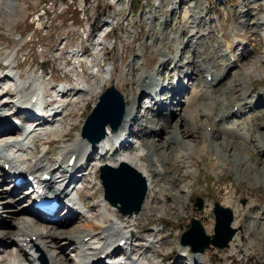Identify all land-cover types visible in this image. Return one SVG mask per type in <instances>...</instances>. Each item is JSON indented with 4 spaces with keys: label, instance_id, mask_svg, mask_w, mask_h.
I'll return each mask as SVG.
<instances>
[{
    "label": "bare ground",
    "instance_id": "6f19581e",
    "mask_svg": "<svg viewBox=\"0 0 264 264\" xmlns=\"http://www.w3.org/2000/svg\"><path fill=\"white\" fill-rule=\"evenodd\" d=\"M181 1L183 0L174 1L173 8L175 10H171V7L167 8L166 23L168 21V24L173 25L176 21L175 16L171 14L177 13L179 3L180 7L182 5ZM187 1L186 23L184 26L177 25L179 27L177 32H172L169 38L170 30H167L166 26H162L164 22L156 23L161 27L156 41L168 40L169 43L171 40L173 43H177L179 52L180 43L184 40L182 36L185 35L188 39L189 51L193 53L190 60L186 59L181 62L185 58V54L182 52L180 59L176 60L175 66L172 68L174 72L175 70L179 71L178 85L169 86L168 84L166 88L167 85H164L160 78V69L169 63L167 61L173 56L171 53H168L167 50L162 53V61L159 63L156 73L143 70L144 62L140 59L141 54H138L139 59L137 58L135 67L139 63L137 87L142 91V94L140 97L122 94L127 105L120 128L113 131L108 123L105 129V138L95 145L87 137L81 136L60 151L56 163H51L49 148H43L37 142V137L43 135L49 139L61 131H67V120L71 111L74 110L72 108H75L84 97L86 98L89 93L92 94L93 90L96 91L95 89L100 87V78L104 74L109 75V80L112 79V72L109 69H100L99 54L95 58L90 56L87 60L95 70L89 76V81L86 79V73H82L79 77L81 82L77 83L76 86L53 85L52 89L55 95L60 96L67 91V93H63L64 102L57 107L60 111L54 117L41 114L45 102L41 77L45 70H39L38 73L41 74L33 78L32 82L35 83L33 88L32 82L23 79V72L14 71L17 65H14L16 67L8 70V73L0 77V83H2V85L0 84V92H3V86H10L0 96V184L2 185L0 204L3 206L0 205V209L2 207L0 220L5 217L10 219V224L7 227L2 226L0 222V264H164L158 256L160 246L163 245L162 234L158 230L155 233L156 228H154L153 232L145 234L142 238L140 236L141 228L138 224L141 221H147V216L150 213L161 211L160 209L165 210L166 213L170 212L174 199L180 203L188 198L187 193L191 191L190 187L193 180L184 186L175 185L177 179L170 174V163H177L180 161V157H183L187 161L184 165L185 174H190L197 164V157H201L208 146H211L213 150L212 159H214V163L211 162V167L216 174L228 169L245 173L251 170L250 166H252L264 176V159L262 157L251 160L252 155L239 154L238 151L240 147L245 148L246 142H250L256 143L257 152L264 155V131L252 132L251 128L260 124L264 128V121L248 125V123L240 120L247 113L255 111L257 108H264V94L259 92L260 94L254 95L252 88H250L254 82L252 76L264 77V58L255 55L251 59L252 52L251 49L248 50L249 45H254L253 36L258 30L262 32L261 35H264V14H260V16L252 11L248 12L247 15H241L234 22V30L230 27L226 31L223 25L219 28L216 26L217 22L214 18H209L210 12L207 7L203 5L197 7L193 0ZM113 2L119 4L118 11H120V7H130L124 8V15L126 19L135 20L132 15L133 0H113ZM252 2V5H257L260 2L259 6L264 9V0H252ZM226 3L222 1V4ZM240 6L242 10L247 9L245 0L241 2ZM14 7L15 3L12 0H0V18L3 16L4 10H11ZM234 11L236 12V9ZM162 13L164 12L162 11ZM249 15L255 18L249 20ZM211 29L217 31L218 37L214 44L208 45L209 58L213 64L217 59L216 57L220 56L222 60L220 65L223 70L214 75L213 78L208 79L207 74L209 73L207 71L212 69L210 65L206 64L205 59L207 57L203 55L206 54L205 45L211 38ZM14 51L15 49H9L5 54L6 64L13 63ZM200 52L202 53L198 56ZM57 54H61V51H57ZM191 64H195L197 70L203 72V88L194 87L191 91H186L187 93L183 94V89L187 83L186 79L191 80L188 88L196 80L194 78L195 73L191 74L188 69ZM6 68L9 69V66L6 65ZM241 71L247 76V79L243 81ZM47 74L49 75V73ZM19 79H22L23 82L19 83ZM225 80H227L224 86L226 90H221L220 93L222 104L219 105L218 117L206 124L207 130L196 132L198 127L195 121L196 116L199 115V112L214 113L218 107L213 101V97L216 95V87ZM27 84L29 85L27 86ZM235 86L236 93L233 95L231 91ZM237 86L242 87L243 92H237L239 89ZM162 88L173 93L170 98L171 103L166 101L169 97L161 95ZM73 90L75 92L72 96L68 94ZM34 95H39L40 100L36 105H30ZM143 96H147L146 98L149 99L145 105L142 104ZM204 98L209 100L202 104L203 108L200 110L198 105H201L200 100L202 101ZM129 100L132 101L131 104ZM13 103H18L32 116H38L40 120L37 124L28 121L25 125L19 126L18 122L5 117V112L9 109L7 106ZM137 106L140 108L138 111ZM168 108H173L172 113H170L171 116L165 113ZM153 110L157 117L155 116V120L152 122V130L144 134L148 139L141 143V135L135 133L133 125L139 122L141 111L147 114ZM176 116H178L177 123L172 126V119ZM184 116H188L189 120L186 121ZM151 131H156V134H150ZM52 132L54 134H50ZM158 133L160 136L163 134L166 136L157 137ZM235 135L241 139V143L231 141V136L236 137ZM222 148H225V156L220 155ZM175 149H177L176 153H174ZM73 156H75V163L72 168L77 169L76 172L80 171L78 168L84 166L90 158L98 166V169L104 163L118 166L120 162H126L146 178L148 195H155L160 184H170L174 187V191L172 190L169 198H173V200L167 202L165 198H162V201L154 206L151 200L147 199V196L141 206L140 210H143L141 214L135 215L136 212H132L126 220L124 219L126 213L118 212V205L121 209L120 202L114 205L104 197L106 200L90 203V207H87L80 197V191L83 190L84 184L92 183L91 174L86 172L82 174L71 173L72 180L67 181L66 185L65 180L62 179L63 175L58 174L60 171L66 170L68 162ZM4 164H9L10 168L6 170ZM155 165L161 166L158 173L154 170ZM243 167H245L244 170ZM23 172L28 176L32 175L40 184L43 182L48 191L59 200L61 206L53 215H47L35 209V199L38 197V193L27 190L24 185L18 186L14 183L15 178L21 176ZM45 174L51 175V178L43 179ZM100 184L103 187L101 181ZM17 189L25 191L18 192ZM231 198L228 202H235ZM131 205L127 207L130 208ZM239 207L237 204V207L231 209L234 215L232 223L234 228L240 225L239 220L235 219L241 209ZM64 209L69 214L76 213L79 216L74 219L73 216L63 211ZM213 228V224L207 226V232H212ZM239 239V235L235 234L230 241V246L237 247ZM122 241L125 242L121 245ZM183 251L186 264H211L208 259L201 257L203 254L201 252H191L187 246ZM102 254L106 255L105 259H100Z\"/></svg>",
    "mask_w": 264,
    "mask_h": 264
},
{
    "label": "rangeland",
    "instance_id": "374dc122",
    "mask_svg": "<svg viewBox=\"0 0 264 264\" xmlns=\"http://www.w3.org/2000/svg\"><path fill=\"white\" fill-rule=\"evenodd\" d=\"M44 1L45 0H12V2L15 3V7L11 10H7V9L4 10V14L0 18V76L8 73V70H10V68L8 69L5 66L6 65L5 54L9 49H16L18 48V46L19 49L17 52L16 50L14 51V57L12 62L13 64L15 63L18 64L19 71L24 73L23 79L26 80L27 82L28 81L32 82L33 78H36V75L41 74L38 73V71L41 69V66L43 65V63H41L40 40L36 39L37 37L35 38L34 41L29 40L27 33L29 32L30 29L36 30L34 24L28 22L29 17L32 11H37L40 9ZM51 1L55 2L56 0H51ZM65 1L70 2L71 0L69 1L65 0ZM92 1L93 0H80L76 2V0H72L70 3L71 6L68 7V9L65 11H63L61 7H58V5L54 7L52 11L49 12L50 13L49 18L52 20L53 28L56 29L55 33L66 31L67 27H69L71 24L70 21L71 18L74 19L75 22L83 23L84 20L89 19L87 15L91 16L93 21H96L98 17L104 16L105 12L111 13L112 7L109 6V4H106L107 0L94 1V3L97 2L96 3L97 5L94 6V8L91 10V8L93 7ZM222 1L227 2V5L222 4ZM242 1L241 0H197L199 5L202 2L201 5L204 4L203 6L207 7L208 11L210 12L209 18H214L218 23V24L216 23V26H218L219 28L220 26L223 25L226 31H228L230 27L234 30L233 28L234 22L237 19H239L238 17L241 15H247L248 12H252V11L258 13V15L264 14V9L259 6L260 2H258L257 5H252L253 3L252 0H245V3L247 4V9L242 10L240 6ZM32 2L34 3V5L31 4ZM80 8H85L86 11H83ZM235 9L236 12L234 11ZM162 11L165 14L162 13ZM159 13L161 14L160 17H162L163 15L164 16L167 15L166 10H160ZM248 17L249 20L255 18V17H250V15ZM126 20H128L126 24L130 22L128 26L132 27L133 25H135L134 24L135 20L133 19L131 20L126 19ZM184 21L183 20L181 21L182 26H184L183 25ZM178 28L179 27L177 26L174 28L171 27L172 30L169 31L170 33L168 34V38L169 35L172 34V32L176 33ZM156 29L157 30H155V28L153 27L148 31L144 30V34L142 36L143 38L139 44V47H136L132 52L133 56L125 57L121 53V50L116 51L117 55L115 54V59H116L115 61L117 64L115 71H111L112 79L109 80V75L104 74L103 77L100 78V83H99L100 87L98 85L99 88L95 89L96 91L93 90L91 92L92 94L89 93V95L86 98L84 97V99L81 100L80 103L75 108H72L74 110L71 111L69 118L67 120L68 122L67 131L64 132L61 131L60 133H58V135H54V136L51 135L52 137L49 139L43 137V135L37 137L36 139L37 142L41 144L43 148L46 147L49 148L50 150L49 159L51 163L57 162V158L60 156V151L62 149L74 143L77 139L81 138L80 135L81 128L88 115L91 114L93 106L98 101L99 96L106 89V87L110 86L111 84H114L123 93V95L131 94V95L139 96L142 94V91H140L139 88L137 87V73L139 72V69L137 67L139 66V63H137L138 65L137 67H135V62L139 59V57L137 56L138 54H141L140 59L144 62L143 70L149 73L157 72L156 69L159 67V63L162 61V53L165 50H167L168 53H173L176 58H178V55L181 54L183 51L185 54V58H183L181 62L185 61L186 59L188 60L191 59L193 53L189 51V43L187 42L188 39H186L185 35L182 36V39L184 40H182L183 42L180 43V47L182 49H180V52H177L178 51L176 45L177 43L175 44L171 40L169 43L168 40L164 42L158 40L156 41V38L161 31V27L157 25ZM210 31H211L210 32L211 38H209V41L205 45L206 54H204L203 56L207 57V59H205L206 64L210 65L211 69L213 70V71L208 70L207 73H211L213 78V76L221 72L223 68L220 65V63L222 62L220 56L219 57L217 56L215 62L211 64L212 60L209 58L210 53H209L208 45L212 43L214 44L218 35L215 29L214 30L211 29ZM51 33L42 36V38L47 39L51 35H55ZM261 33L262 32L258 30L255 36H253L254 45L248 46V50L251 49L252 52V54L250 55L251 59H253L255 55L263 56L264 58V35L263 34L261 35ZM18 38L20 39L18 40ZM201 53L202 52H200L198 56H200ZM167 62L169 63L168 64L166 63L165 66L160 69L161 70L160 78L162 81H164V83L169 82L167 83L168 85L174 82V80L170 78L169 74L171 73L172 75H174L175 72H168L169 68L173 67V65H171L172 59H169ZM189 67L190 68L188 69L190 70L191 74L195 73L194 78L196 80L193 81L191 86L188 88V85H190L189 82L191 80L188 81V79H186V81H188V84L187 85L185 84V87L183 89V94L191 91L194 87L200 86L201 88H203L202 87L203 79H204L203 72H201V70L200 71L197 70L195 64L193 65L191 64ZM242 72L243 71H241V79L243 81L244 79H247V76L242 74ZM85 73H86L85 74L86 79L89 81L90 79L89 76H91L92 73L90 71H85ZM163 73L165 74L164 78H162ZM53 74H54L53 81H56V83L52 82V85H58V84H62L65 81L66 82L69 81L68 79L69 77H65L66 75H64L62 71L58 69H54ZM164 79H166V81ZM252 79H254V82L250 86V88H252L253 90L252 92L254 93V95L256 94L258 95L260 93L264 94V77L252 76ZM226 82L227 80H225L223 83H221L219 86L216 87V95L213 97V101H215V104H217L218 107L214 111V113L207 114L204 112H199V115L196 116L195 121L196 124L198 125V127L196 128V132L199 133V132H203L204 130H207L206 129L207 127H205L206 124L211 123L215 118L218 117L219 105L222 104L221 102L222 98L220 97V93L221 90H226V88L224 87ZM73 84L75 83H72V85ZM237 88L240 89V90L237 89V92H243L242 87L237 86ZM235 90H236V86L231 91L233 95L234 93H236ZM170 95L171 94L166 96L169 97ZM142 98H143L142 104L145 105L147 99L145 97ZM208 100H209L208 98L207 99L204 98L202 99V101L200 100L201 105H198V109L202 110L203 108L202 104H204V102ZM233 101H234L233 103H235V100ZM129 103L131 104L132 101L129 100ZM139 109L140 108L137 106V111ZM263 109L257 108L255 109V111L253 110L247 113L246 115H244L243 117H241L240 120L241 121L243 120L242 122L244 123H248V125H250L251 123L253 124L261 123L264 121ZM172 110L173 108H168L165 113H168L171 116L170 113H172ZM143 114L144 113L141 111L140 112L141 116H139L141 118L139 122L133 125V129L135 133L139 134V136L141 135V143H144V141L148 139V137H146V135L144 134L148 133L149 130H152L151 129L152 122L155 120V116L157 117V115H154L155 114L154 110L149 111V113L147 112V114L144 115ZM178 116L172 119L171 122L172 126L176 125ZM184 119L186 121L189 120L188 116H184ZM256 126L251 127L252 132L261 131V130L264 131V128H262L261 124L258 125L257 127ZM50 134H54V133L52 132ZM150 134H156V131H151ZM236 135L238 136V134ZM163 136L165 137L166 134H163ZM163 136L162 135L160 136V133H158L157 135V137H161V138ZM237 136L236 137L231 136V141L232 142L234 141L235 143H241V139L238 138ZM218 140L220 141L221 139ZM246 144L247 145L245 146V148L240 147L238 149L239 154L252 155L251 160H254L256 157H262V159H264V155H260L257 152L256 143L246 142ZM176 152L177 149L174 150V153ZM224 152H225V148H222L220 150V155L225 156ZM212 154H213V150L211 146H208L207 150L204 153H202L201 157L200 156L197 157V164L195 165L193 172L190 174H185L184 165H186L185 163L187 161L183 157H180L179 162L177 163L172 162L169 164L170 174L174 175L177 179L175 185L177 184V186H184V184L191 182L190 180H193L192 186L190 187L191 191L187 193L188 198L180 202L181 204L175 201V199L173 200V198H169L172 192L174 191L173 190L174 187L170 184L169 185H165L163 183L160 184L158 192L155 195L154 194L148 195L147 193L148 196L147 199H150L154 206L158 205L160 201H162L161 200L162 198H165L167 202H171L173 200L172 202L174 203L171 204L170 212L166 213L165 210L160 209L161 211L150 213L147 216L148 218L147 221H141L140 224H138V226L141 228L140 236L143 238L145 234L153 232V229L156 228L155 233L159 231V233L162 234L163 236V245L160 246V253L158 255L159 259L164 264H186L185 256L183 254L184 252L183 250L186 246H183L181 244V236L190 227L192 223V218L196 217L200 219L205 227L206 233L212 236L215 233V224H216L214 203L218 201L222 203L224 206L230 207L232 210L234 207H237L238 204V206H240L239 209L240 208L241 209L237 217H235V219L237 218V220H239L240 223L239 227L236 228L237 229L236 235L238 234L240 238L239 245L237 247L229 246L223 251L222 249H219L211 245L206 249V251L203 254H201L202 255L201 257L202 258L204 257V259H208L211 264H264V176L252 166H250L251 170L245 173L244 172L239 173L236 170L235 172L233 169H228L225 170L224 172H219L218 174H216L215 170L211 167L212 166L211 162L214 163V159H212ZM182 159L184 163L182 162ZM94 164L95 163H93V165ZM160 169L161 166L158 165L157 167V165H155L154 170H156L157 173L159 172L158 170ZM244 169L245 167H243V170ZM257 172L258 174H256ZM90 173H91L92 183L84 184L83 190L80 191V197L83 200V202H85V205L87 207H90V203L91 204L94 202L98 203V201L106 200L103 196L104 189L99 182L101 179L99 176V169H97V166L91 168ZM0 188H2L1 184H0ZM22 191L25 190H18V192H22ZM230 198L235 202H228ZM199 201L202 203L201 209H198L197 203ZM0 205L2 206V204ZM119 206L120 205H118V212L120 213L121 210L119 209ZM2 207L0 210H2ZM8 207L10 208L9 205ZM63 211H66L68 215L73 216L74 219L77 218V216H79L76 213L69 214L66 209H64ZM142 211L143 210H140L138 213H134V214L135 215L141 214ZM121 215L124 214L121 213ZM128 215L130 214H126V216L124 217L125 220ZM0 222L2 226L7 227L10 224V219L9 217H5L2 218ZM212 224L214 227L212 232H207V226L209 227ZM187 247L189 251L192 252L190 246Z\"/></svg>",
    "mask_w": 264,
    "mask_h": 264
},
{
    "label": "water",
    "instance_id": "95a60500",
    "mask_svg": "<svg viewBox=\"0 0 264 264\" xmlns=\"http://www.w3.org/2000/svg\"><path fill=\"white\" fill-rule=\"evenodd\" d=\"M99 101L87 117L82 132L83 136L94 144L106 136L105 129L108 123L113 131L119 129L126 110L122 93L114 85L105 90ZM100 177L107 200L114 205L120 202V210L126 214L140 211L147 195V181L139 171L126 162H120L118 166L107 163L100 167ZM128 205H131L130 208ZM197 205L198 209L202 208L200 201ZM214 213L216 218L214 235L206 234L201 220L193 217L190 227L182 234L181 243L189 245L194 252L202 253L211 244L218 248L228 247L237 232V229L232 227L233 212L231 208L217 201L214 203Z\"/></svg>",
    "mask_w": 264,
    "mask_h": 264
},
{
    "label": "built area",
    "instance_id": "2783aa9c",
    "mask_svg": "<svg viewBox=\"0 0 264 264\" xmlns=\"http://www.w3.org/2000/svg\"><path fill=\"white\" fill-rule=\"evenodd\" d=\"M124 8H130V7H120V11H122V10L124 11ZM123 17L126 19V16L125 15H123Z\"/></svg>",
    "mask_w": 264,
    "mask_h": 264
}]
</instances>
